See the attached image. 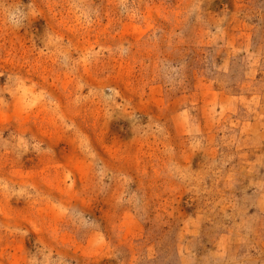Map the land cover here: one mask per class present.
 <instances>
[{"label": "rangeland", "instance_id": "374dc122", "mask_svg": "<svg viewBox=\"0 0 264 264\" xmlns=\"http://www.w3.org/2000/svg\"><path fill=\"white\" fill-rule=\"evenodd\" d=\"M0 264H264V0H0Z\"/></svg>", "mask_w": 264, "mask_h": 264}]
</instances>
